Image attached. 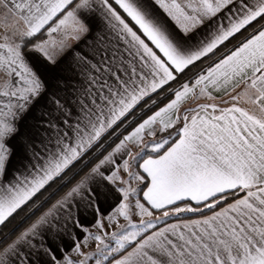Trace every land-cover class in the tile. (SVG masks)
I'll return each instance as SVG.
<instances>
[{
  "label": "snow or ice",
  "instance_id": "6c2138e0",
  "mask_svg": "<svg viewBox=\"0 0 264 264\" xmlns=\"http://www.w3.org/2000/svg\"><path fill=\"white\" fill-rule=\"evenodd\" d=\"M0 85V264H264V0H0Z\"/></svg>",
  "mask_w": 264,
  "mask_h": 264
},
{
  "label": "crops",
  "instance_id": "0c3cea01",
  "mask_svg": "<svg viewBox=\"0 0 264 264\" xmlns=\"http://www.w3.org/2000/svg\"><path fill=\"white\" fill-rule=\"evenodd\" d=\"M0 86H2V85H0ZM200 103H204V102H208V101H205V100H201V101H199ZM245 107H247V105H244ZM135 150V149H134ZM93 231H94V229H93ZM95 249L94 248H91V249H88V251H94ZM90 264H91V262H90Z\"/></svg>",
  "mask_w": 264,
  "mask_h": 264
}]
</instances>
